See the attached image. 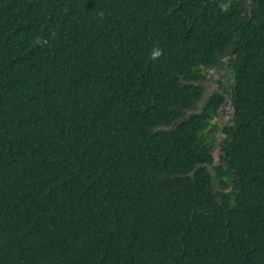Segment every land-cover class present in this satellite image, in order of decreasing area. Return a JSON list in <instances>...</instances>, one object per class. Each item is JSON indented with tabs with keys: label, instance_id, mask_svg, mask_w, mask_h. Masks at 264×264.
I'll list each match as a JSON object with an SVG mask.
<instances>
[{
	"label": "trees",
	"instance_id": "trees-1",
	"mask_svg": "<svg viewBox=\"0 0 264 264\" xmlns=\"http://www.w3.org/2000/svg\"><path fill=\"white\" fill-rule=\"evenodd\" d=\"M250 2L0 0V264H264ZM226 55L219 142L224 94L188 111Z\"/></svg>",
	"mask_w": 264,
	"mask_h": 264
},
{
	"label": "rangeland",
	"instance_id": "rangeland-1",
	"mask_svg": "<svg viewBox=\"0 0 264 264\" xmlns=\"http://www.w3.org/2000/svg\"><path fill=\"white\" fill-rule=\"evenodd\" d=\"M221 66H217L216 69L214 70L213 69L205 70V73L207 74V78L205 79L206 85L204 86V91L207 93H211L212 91L213 92L218 91L223 93L225 96L226 103L222 106V109L219 111L217 119L214 120V123L218 122V127H221L222 122H229L231 118V110L229 107L230 95L228 94L229 85L227 84V80L229 78V72L226 67L224 66L221 67ZM213 155L215 161H217V157H218L217 147L213 150ZM209 171L212 173L211 169H209Z\"/></svg>",
	"mask_w": 264,
	"mask_h": 264
},
{
	"label": "water",
	"instance_id": "water-1",
	"mask_svg": "<svg viewBox=\"0 0 264 264\" xmlns=\"http://www.w3.org/2000/svg\"><path fill=\"white\" fill-rule=\"evenodd\" d=\"M245 2H246V4L249 6V4L251 3L250 2V0H245ZM227 55L226 56H224L223 58H221V61H223L224 63H221V61H219L218 62V64H216V66H214V67H212V68H210V69H216V67L217 66H224V67H226L227 66ZM221 66V67H222ZM222 71V70H221ZM191 84H193V85H200L202 88H203V94H202V96H201V98L197 101V103L195 104V109L194 110H190V111H188V113H191V114H200V113H202V111H203V108H204V106H205V104L207 103V101H208V99H209V97L212 95V94H214V93H217L218 91H216V92H211V93H207V92H205L204 91V86L206 85V81H205V79H201V80H199V81H197V82H191ZM218 93H221V92H218ZM225 103H226V101H225ZM224 103V104H225ZM223 104V105H224ZM223 105H221L220 107H219V110H218V113H219V111L222 109V106ZM229 107H230V109L231 110H233L232 108V104H231V101L229 102ZM226 123L227 122H222V125H221V127H220V130H219V132H218V134H217V136L219 137V142L222 140V130H223V127L226 125ZM209 169H211V168H209ZM208 169V170H209Z\"/></svg>",
	"mask_w": 264,
	"mask_h": 264
},
{
	"label": "clouds",
	"instance_id": "clouds-1",
	"mask_svg": "<svg viewBox=\"0 0 264 264\" xmlns=\"http://www.w3.org/2000/svg\"><path fill=\"white\" fill-rule=\"evenodd\" d=\"M222 10L226 11L227 10V5H224ZM162 52H163V50L160 49L159 47H154L153 50H152L151 58L153 60L158 59L162 55Z\"/></svg>",
	"mask_w": 264,
	"mask_h": 264
}]
</instances>
